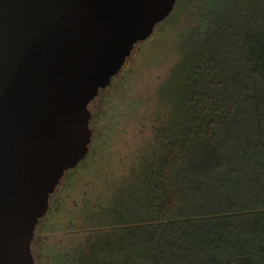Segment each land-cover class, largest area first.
I'll return each mask as SVG.
<instances>
[{"label":"trees","instance_id":"1","mask_svg":"<svg viewBox=\"0 0 264 264\" xmlns=\"http://www.w3.org/2000/svg\"><path fill=\"white\" fill-rule=\"evenodd\" d=\"M197 1L200 22L184 31L197 33L173 70L181 131L133 168V192L97 207L98 223L81 218L95 243L123 239L120 260L104 252L101 264H264V7L232 17L239 0Z\"/></svg>","mask_w":264,"mask_h":264},{"label":"water","instance_id":"2","mask_svg":"<svg viewBox=\"0 0 264 264\" xmlns=\"http://www.w3.org/2000/svg\"><path fill=\"white\" fill-rule=\"evenodd\" d=\"M177 0H0V264H34L49 199L91 144L89 105Z\"/></svg>","mask_w":264,"mask_h":264},{"label":"rangeland","instance_id":"3","mask_svg":"<svg viewBox=\"0 0 264 264\" xmlns=\"http://www.w3.org/2000/svg\"><path fill=\"white\" fill-rule=\"evenodd\" d=\"M193 2L196 12L188 8ZM259 3L264 7V0H239L230 16L241 10L250 14ZM183 5L186 12L173 10L149 39L135 46L120 73L89 105V157L60 181L53 213L39 222L34 235V264H101L104 252L109 260L123 256L122 238L110 237L108 247L97 244L98 238L93 240L83 229L81 218L87 217L90 227L98 223L97 207L109 208L133 192L138 186L131 176L133 168L163 146L160 140L181 131L182 104L176 107L172 100L181 79L173 70L182 47L197 33V26L189 34L184 31L200 22L202 3L187 0Z\"/></svg>","mask_w":264,"mask_h":264},{"label":"flooded vegetation","instance_id":"4","mask_svg":"<svg viewBox=\"0 0 264 264\" xmlns=\"http://www.w3.org/2000/svg\"><path fill=\"white\" fill-rule=\"evenodd\" d=\"M91 118H92V115H91ZM91 121V120H90Z\"/></svg>","mask_w":264,"mask_h":264}]
</instances>
